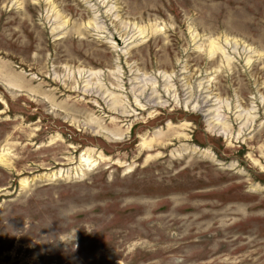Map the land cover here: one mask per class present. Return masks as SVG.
Returning <instances> with one entry per match:
<instances>
[{
	"label": "rangeland",
	"instance_id": "obj_1",
	"mask_svg": "<svg viewBox=\"0 0 264 264\" xmlns=\"http://www.w3.org/2000/svg\"><path fill=\"white\" fill-rule=\"evenodd\" d=\"M0 157V264H264V0H0Z\"/></svg>",
	"mask_w": 264,
	"mask_h": 264
},
{
	"label": "bare ground",
	"instance_id": "obj_2",
	"mask_svg": "<svg viewBox=\"0 0 264 264\" xmlns=\"http://www.w3.org/2000/svg\"><path fill=\"white\" fill-rule=\"evenodd\" d=\"M9 79H12L11 77H8ZM0 162L5 164L4 158L0 157Z\"/></svg>",
	"mask_w": 264,
	"mask_h": 264
}]
</instances>
